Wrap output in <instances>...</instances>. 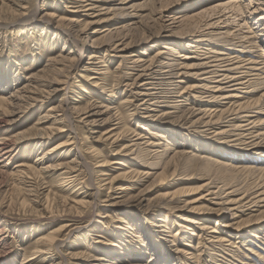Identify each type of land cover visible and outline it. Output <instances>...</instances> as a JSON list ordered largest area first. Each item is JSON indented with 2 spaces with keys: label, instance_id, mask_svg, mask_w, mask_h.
<instances>
[{
  "label": "rangeland",
  "instance_id": "374dc122",
  "mask_svg": "<svg viewBox=\"0 0 264 264\" xmlns=\"http://www.w3.org/2000/svg\"><path fill=\"white\" fill-rule=\"evenodd\" d=\"M207 1L0 0V136L18 142L8 157L0 156V230L6 227L0 236L4 237L0 238V264H264V201L250 200L264 184V173L257 170L258 165L264 166V135L255 134L264 129V83L256 86L252 81L242 89L247 90L242 93L248 98L256 101L260 97L249 113L254 120L248 127L252 132L243 137L236 133L242 129H232L237 120H228L233 114L223 112L217 117L215 111L229 105L231 98L224 95L232 91L226 82L220 83L225 86L221 91L206 92L204 80L199 92L180 96L187 100L184 106L175 107L167 105L172 104L168 100H144L146 89L142 78L138 79L140 68L150 61L167 59L175 69L180 61L211 62L213 54H200L198 48H217L221 39H233L236 45L228 47L238 51L240 61L264 52V0H237L230 8L233 12L218 19L215 16L223 8L190 16ZM17 2L26 7L18 8ZM77 3L80 10H72L77 7L71 5ZM85 3L95 6L85 9ZM118 6L133 8L138 15H114L98 22L117 13L114 7ZM20 11L32 19L18 20ZM68 15L76 21L64 17ZM207 21L213 26L204 25ZM164 44L175 51L169 53ZM158 48L166 50L157 54L159 58L154 55ZM125 51L133 55L124 59L120 54ZM89 53L96 58H87ZM180 53L190 57H179ZM90 59L98 62H88ZM192 79L187 75L178 84L182 88ZM23 85L38 94L28 107L20 95L28 93ZM211 92L216 99L208 94ZM60 98L62 105L74 110L66 123L77 131L81 148H94L86 160L109 175H101L104 180L100 183L115 178L111 188L104 183L94 194L84 167L79 166L81 171L72 184L62 177L65 168H43L38 157L59 137L47 141L52 133H44L37 141L31 126L45 107ZM84 106L89 112L99 111L89 117L84 116L87 112L80 113L84 116L80 118L75 111ZM165 109L174 111L159 113ZM202 116L210 122L201 123ZM114 125L120 126L118 130L101 133ZM111 133L116 134L107 138ZM138 146L148 149L140 151ZM62 151L54 159L62 156L60 160H66L75 153ZM193 152L197 157L190 156ZM217 157L227 165H212ZM245 163L254 165L253 169L240 171L229 166ZM99 171L93 174V183L99 179ZM120 185L126 188L121 190ZM177 188L180 192L170 200L163 194ZM241 195L230 210L227 203H215ZM82 199L94 203L83 204ZM70 218L78 229L60 246L49 251L43 243L35 244L39 232ZM229 219L242 222L224 225ZM201 221L215 230L201 228ZM219 234L227 239L213 245L208 239ZM139 247L141 251H137ZM92 255L105 259L91 260Z\"/></svg>",
  "mask_w": 264,
  "mask_h": 264
},
{
  "label": "bare ground",
  "instance_id": "6f19581e",
  "mask_svg": "<svg viewBox=\"0 0 264 264\" xmlns=\"http://www.w3.org/2000/svg\"><path fill=\"white\" fill-rule=\"evenodd\" d=\"M68 1L70 3L76 2V0H68ZM236 1L237 0H209L207 2H204L203 4H201L200 6L195 8L194 10H192L190 16H192V17L195 15L197 17L204 16L206 11L210 13V11H212V12H215L217 10L220 11V9L223 8L224 11L222 10L221 14L215 16L218 19L224 13L233 12V11H231L232 9H230V8L235 7V5L237 4ZM17 3H20V2H17ZM24 5H25V3L24 4L20 3L18 8H23V7L25 8L26 6H24ZM71 6L77 7L74 9L72 8V10H74V11L80 10L78 8V7H80V5H78V3H77V5L72 4ZM81 6H83V5H81ZM94 6L95 5H93V6L87 5V7H85V9H87L89 7H94ZM128 6L114 7L118 10L117 13H115V11H114L112 16L107 17V18H100L98 20V22L107 21V19L113 17L114 15L115 16L121 15L122 17H129L132 15H138V14H136V11L132 12L133 8L130 10H127ZM226 9H228V10H226ZM24 13H26V12H24V11L19 12L18 20L29 21L32 19V18L28 19L29 17H25ZM93 15H96V14H93ZM64 17H66V19L72 20V21L75 18V17L73 18L72 16H69V15L64 16ZM99 17L100 16H98V18ZM193 18H195V17H193ZM75 21H76V18H75ZM205 24L207 25V27L213 26V24L211 22H208V21L205 22L204 25ZM120 26H124V25L122 24ZM212 39H215V38L213 37ZM232 40H233L232 38H230V40H226V42H224L222 39L217 40V42L221 46V47L218 45L216 46L219 49H217V48L212 49V47L210 45H207L206 47L198 48V50L200 51V54H203L205 52H210L214 56V58H212L211 62H206L205 64H204V61H198V60L191 61V62L190 61H180V62H177L178 64H180V66L176 67V69L174 68L175 65H173L172 62L167 61V59L165 60V62H161V63L150 61L149 63L145 64L144 66H142L140 68L141 71L138 74L139 75L138 79L140 80L142 78V82H141L142 87L146 89V92H144V93L147 95V97L143 98V99L144 100L145 99H151L152 101L154 100L155 102L156 101L161 102V101L168 100V101H171L172 104H167V105L180 107V106H184L185 103H187L186 102L187 100H184L180 96H183V95H185L191 91L199 92L198 89H200L199 88L200 84H202V82L204 80H207V81L203 82V86L205 85L204 88L208 89V90H204L206 92H210L209 89H213L214 91H221L219 89L225 88V86H220V83L226 82V85L229 87L228 89L231 90L232 92H229V93L225 94L224 96H229L232 100L230 99L228 101L229 105L225 106L224 108H219L218 110L217 109L215 110L218 112L217 117L220 116V114L223 112L233 114L234 118L228 119V120H231V121L237 120L236 122L231 124L233 127L232 129H242V130L236 132L237 134H240L244 137L245 135H247V133L252 132V131H249L250 128H248V127H249L250 123H254V120L249 118V115H251L249 113L252 110V107L254 106V104L258 103L260 97L257 98L256 101H255V98H251V97L248 98V97L244 96L242 93V91H247V90H242V89L244 87L250 86L252 81H253L252 85H256V86H258V84L264 83V78H263L264 77V57L259 58L260 55H262V54L264 55V52H261V51H258L257 53L255 52L256 54L254 57H252V58L245 57L244 59H242L243 61H240L241 56L238 53V51L233 50L234 49L233 47L236 44ZM241 40H243V38H241ZM228 44L232 45L233 47H228L229 46ZM199 45H201V44H199ZM199 45L197 47H199ZM162 47L169 48L168 49L169 53L175 51V49H173V47L169 46L168 44H164V45H162ZM259 48L262 49L261 46H259ZM119 49H125V48L121 47ZM241 49L242 48H240V50ZM165 51L166 50H164V49L158 48V49H156L154 55L157 58H159V56L157 54H162ZM191 51H194L193 48ZM232 51H233V53H231ZM120 55L122 58L127 59V58L131 57V55H133V53H131L129 51H125V52L121 53ZM178 56L179 57L182 56L183 58L190 57L189 53L188 54L187 53H180V54H178ZM87 58H96V57L93 54L89 53L87 55ZM137 58L138 57L134 58L133 61H136ZM140 59L141 58H139L138 60H140ZM156 60H158V59H156ZM88 62H98V60L93 61V59H90ZM165 67H168V69L167 68L165 69ZM200 67H201V69H200ZM162 68H164V69H162ZM103 71L104 70L99 71V73H102ZM200 74H202V75L200 76ZM187 75L193 77V79L190 81L189 80L186 81L185 85H183V87L181 88V86L178 83L182 79H185V77ZM89 77H91V76H89ZM213 81H216V83L211 84V83H213ZM91 83L93 84L94 82L91 81ZM24 86L25 85L22 86L23 87L22 89L25 92L28 91V93H24V94H20V95H22V98L24 99V103H25L24 107H28L37 98L38 94L36 92H32V91L26 89V88H28V85H26L25 87ZM211 86H214V87H211ZM179 88H181V89H179ZM65 92H66V90L64 91V93ZM47 93H50V92H47ZM208 94L210 96H212L214 99H216V97L214 96V94H212V92L208 93ZM158 98H160L161 100H157ZM61 99L62 98L59 99V102H57L55 104H50L47 107H45L37 116L36 122L31 126V132L35 135V137L37 138V141L43 139L42 135H44V133H52L51 137L49 139H47V141L54 138V137H59L54 142L49 144L48 147L46 148V150H43V154L40 157H38V159L43 160V162H41L43 164L42 165L43 168H61V167L65 168V170H64L65 172L63 171L64 176H62V177H66V179L69 180L70 183L72 184V183H74V180L77 178L79 171H81L79 169V166L84 167V170H86V172L88 173V176H89V182L88 183H89V185H92V188L95 189L94 194L97 193V190L99 188H101V186L104 183H109V185L107 187L111 188L113 183L116 182V181H113V180H115V178L111 177L109 180L107 179L106 182L100 183V181L104 180V178H100V176L103 174H107V172L104 171L102 167H98L97 169H94L91 162L90 161L88 162L86 160L87 159L86 154H94V152H95L94 148L90 147L87 149L85 147L84 150L81 148V146L79 145L80 137L78 136L77 131L74 129L73 126H67V123H66V121L67 122L70 121L71 116H72V112L74 110L66 107L67 104L62 105V103L60 102ZM143 99L140 103H142L144 101ZM48 100H50V98H48L47 101ZM63 102L67 103V100H63ZM90 110L91 109H86L84 106L83 108H80V109L78 108L75 112H77L76 114H78V116H80L79 115L80 113L87 112L84 116L89 117L91 115H94V113H96L97 111H99V110H95V111L89 112ZM213 110H214V108H213ZM172 111H174V109H165L163 111H160L159 113L170 114ZM182 111H184V115H186V113H187L186 108H185V110L182 109ZM209 111L211 112L212 110L210 109ZM188 112H190V111H188ZM210 112L206 115V117L211 114ZM214 114H215V112H214ZM84 116H80V118L84 117ZM218 119H220V118H218ZM1 120H2V117H0V121ZM196 120L198 121V118ZM94 121H95L94 118L90 119V123H93ZM199 121L201 123L208 124V122H210V118L205 119L204 116H202V118L199 119ZM204 124H202V125H204ZM242 126H246V127L242 128ZM119 127L120 126H118V125L117 126L114 125V126H111L109 128L103 129L101 133L106 134L108 132H111L114 128H116L118 130ZM147 130L149 133L154 132L151 129H147ZM245 130H247V132L243 133V132H245ZM224 131H226V130L219 131V132H224ZM115 134L116 133H111V134H108L106 137L109 138V137H111V135L115 136ZM255 134L256 135H264V129L257 130L255 132ZM153 135L156 137L162 136V134L158 133V132H154ZM151 137H152V135H151ZM11 138L7 137L5 135L0 136V156H6V154L9 153L11 151V149L13 150L15 147L18 146L17 140L14 138L13 139H11ZM263 138H264V136H263ZM243 141L245 142V138H243ZM132 143L135 144L136 142H132ZM147 143H151V142H147ZM36 144L38 146H41V144H43V143H36ZM63 149L67 153H70V152H75V153L73 155H71V157L69 159H66V160H60V158L62 156L54 159V155H56L57 153H60ZM147 149H148L147 147L138 146V150H140V151L145 150V152H146ZM178 154H180V153H176V155H178ZM197 154H198L197 152H193L190 156L191 157L192 156L197 157ZM8 156H9V154H8ZM8 156H6V157H8ZM98 156H99V154H98ZM45 157H48L49 159L44 161ZM77 157H79V159ZM203 158L206 159L207 156L203 157ZM119 163H122V161H120ZM211 164L219 167V166H222V164H226V163L224 162V159H222L221 157H217V159H213L211 161ZM229 166L232 168H236L238 170L240 169V171L243 169L248 170V168L253 169V167H254V165H252L251 163H245L242 165H229ZM259 166L260 165H258V167H257L258 173H264V166H261V167H259ZM132 169L130 168V170H132ZM96 170H98V171L100 170L99 174L97 176V178L99 177V179L97 180V182L93 183V177H94L93 174L95 173ZM254 170H256V168ZM144 172H146V171H144ZM108 176L109 175L107 174V177ZM198 187L199 186H196L195 188H198ZM124 188H126L125 185L124 186L120 185V187H119V189H121V190H124ZM183 189L184 188L182 187V190ZM214 191L215 190H211V193H213ZM256 191L257 190H255L253 192H256ZM178 192H180V189L177 188V189H173L170 191H165L163 194L166 197H169L168 200H170L174 195H177ZM229 192L230 191H228V193ZM228 193H226V194L229 195ZM227 195L224 199H227V197H228ZM199 197H201V196H199ZM242 197L243 196L241 195L240 197L231 199V200H233V199H237V200H233V201L230 200L229 201V199H228V200H223L222 202H215V203H227V204H225V206L227 209L230 210V209L236 207V206H232L233 203L235 201L240 202V200H241L240 198H242ZM255 198H256V201L257 200H263L264 201V184L261 185L258 194L254 195L252 199H250V198L249 199L253 200ZM45 200H47V199H45ZM92 200L89 201L86 199H82L81 201L84 204V203L92 202ZM195 200H196V197H195ZM252 202H254V201H252ZM93 203H94V200H93ZM154 209H155V207L153 208V210ZM209 209L215 210V208H211V207H209ZM236 210H238V208ZM164 218H166V216H164ZM230 219L227 220L224 225L229 226V225H232V223L239 224L242 222L241 220L230 222ZM195 221H197V220H195ZM239 221H241V222H239ZM199 223H200L201 228L210 227V230H208V231H214L215 230L213 225L205 223V221H201ZM72 224H73V219L70 218V219H67V221L65 223L61 224L58 227H52V228H49L47 230L39 232L37 239H35V244L43 243V247L48 249V250L52 247L60 246L64 242V239H66L70 233H72L74 230L78 229L77 226H72ZM179 225L185 226L182 224H179ZM4 229H6V227H4L2 230H0V236L4 233ZM63 230H66V231L63 233L62 232ZM0 238H4V237H0ZM226 239L227 238L224 235L219 234L216 237L210 238L208 240H210L211 243L213 245H215V243H222V241L226 240ZM43 249H36V251H38V250L43 251ZM137 251H141L140 247L137 248ZM176 251H178V250H176ZM73 255H77V254H73ZM90 259L91 260H100V259L104 260L105 257L100 256V255H92ZM142 264H146V263H142Z\"/></svg>",
  "mask_w": 264,
  "mask_h": 264
}]
</instances>
